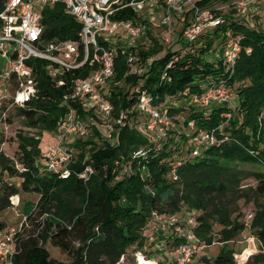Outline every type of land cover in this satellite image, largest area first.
Here are the masks:
<instances>
[{
	"label": "trees",
	"instance_id": "1",
	"mask_svg": "<svg viewBox=\"0 0 264 264\" xmlns=\"http://www.w3.org/2000/svg\"><path fill=\"white\" fill-rule=\"evenodd\" d=\"M218 1L196 0L201 6H212ZM254 14V11L250 12V15ZM258 15L256 17L260 18V13ZM115 18L138 17L131 8H123L116 13ZM42 22L48 40L78 39L80 24L65 13L61 3L44 8ZM212 28V31L210 28L206 30L207 38L195 48L190 46L186 49L183 46L178 50L170 49L163 56L146 62L140 75L125 74L129 66L125 54L118 48L112 80H123L127 89L114 85L110 88L109 98L116 114L122 109L134 114L139 93L145 91L152 95L154 103L162 104L172 115L176 109L173 107L177 106L170 104L166 98L175 100L190 97L214 81H221L228 86L230 84V87L235 84L231 88L235 92L233 108L213 102L203 109H190L188 118L183 122L186 126L187 119H192L194 127L189 133L178 134L186 142L192 132L215 130L219 138L226 139L208 147L198 157L175 156L183 159L176 168L177 181L168 177L172 167L170 159H174V156H170L178 150L172 148L170 134L160 146L155 141L141 140L133 134L126 136L128 126H124L118 135L119 143L112 145L95 129L91 137L79 138L74 142L75 160L70 164L71 171L66 177L54 172H38L34 157L39 151L35 146L28 149L27 140L19 139L21 155L18 161L26 170L17 172L12 161L3 159V154L0 156L1 167L8 173L21 174L22 189L38 194L35 204L38 209L25 215L26 221L17 232L14 264H115L138 240V229L149 219L152 210L180 214L183 205L194 211V232L199 240L211 244L217 235V241L221 243L214 257L202 256L203 263L235 264L236 251L228 243L245 225V220H240L243 212L237 204L239 199L254 205L249 230L259 242V252L253 256L264 261V172L254 173L255 187L241 188L240 182L248 174L232 165L233 162L264 163V28L250 27L242 17L232 15H226L223 24ZM220 28L224 32L223 39H226L225 32L228 30L232 39H239V51L231 72L234 74L235 71V74L228 83L223 80L227 72L222 62V52L230 45L219 48V56L213 53L212 48L209 50ZM248 48L250 51H247ZM160 49V44L155 41L147 50L141 49L138 53L142 59H146L155 56ZM47 63L44 59L33 60L38 97L12 110H17L16 115L24 116L30 125L51 129L65 113L62 99L70 92L72 81L86 76L90 68L85 65L65 72L61 75L64 83L57 86L47 74ZM77 111L83 112L79 106ZM227 112H231L228 119L225 117ZM173 141L177 143L174 137ZM88 143L96 144L97 148L90 150L89 158H85ZM140 146L148 148L147 156L132 157ZM186 153L185 150L182 154ZM121 159L130 163L132 172L117 180ZM86 164L93 167V172L84 182L77 174ZM139 169L147 171L149 178H143ZM58 190H65V193L75 196L79 206L61 198L62 194ZM16 194V186L7 184L0 197V209L8 205V199L13 202L12 198ZM47 240L71 253L72 259L68 262L53 259L44 245ZM252 251L243 250L238 254L239 263Z\"/></svg>",
	"mask_w": 264,
	"mask_h": 264
},
{
	"label": "built area",
	"instance_id": "2",
	"mask_svg": "<svg viewBox=\"0 0 264 264\" xmlns=\"http://www.w3.org/2000/svg\"><path fill=\"white\" fill-rule=\"evenodd\" d=\"M56 3H61L65 13L71 15L80 24L77 40L46 39L42 13L44 8L51 7ZM231 3V8L239 17H245L253 10L256 13L254 16H259V9H264V0H233ZM146 7H154L155 10L156 8L162 9L159 13V22L170 34L172 33L170 25L174 17L182 18L183 27L180 39L186 44L185 48L187 49L205 29L224 23L223 13L227 5L214 3L212 6H199L196 0L1 1L0 130L2 127L7 130L14 125V119L20 117L12 116V109L23 107L38 97L39 90L33 69L35 58L48 61L45 69L57 86L64 83L61 75L65 72L85 65L90 68L86 76L78 77L72 81L70 92L62 99L66 110L59 118L60 131L56 133V141L48 143L42 153L43 171L58 173L62 177L69 175L71 171L69 166L75 160V150L73 146L69 145L70 140L83 138L89 133V123L79 119L77 106L84 109L85 100L96 97L97 103L94 107H96L97 113L107 119L113 111V104L109 98L110 91L105 95V89L114 76L118 48H121V53L125 54L131 74L140 75L144 71V68L141 67L139 50L134 47V43L146 38L147 29L143 22L144 19H140V15L143 14ZM123 8H131L139 19L115 18L116 13ZM261 24L264 25V21ZM119 28L125 35L127 48L116 44V39L119 36V33L116 32ZM238 51L239 39L236 37L233 38L230 47L223 51L227 71H233ZM247 51L250 49L248 48ZM226 86L221 81H214L199 93L192 94L189 99L192 103L203 107L209 106L213 102L231 107ZM73 103L77 105H73ZM135 110L144 116V120L138 126L149 133H155L161 140H157L159 141L158 145H163L168 139V128L171 127L167 108L160 107L154 103L152 95L141 91ZM128 112L129 110L122 109L116 123L122 126L127 125ZM21 117L24 118V116ZM188 124L189 127H194L193 121ZM107 128V137L110 139L112 128L111 126ZM1 133H3L2 130ZM225 139L226 137L219 138L215 130L192 132L186 138L188 146L185 157H198L203 154L206 148ZM147 149L146 146L138 147L132 157L145 158ZM182 160L175 156L174 159H170L172 164L168 172L170 180H178L176 168ZM14 167L19 172L26 170L21 163L16 161ZM92 172L93 167L86 164L77 175L85 182ZM131 172L130 163L127 162L120 169L118 176L123 177ZM139 174L143 178H149L147 171L139 169ZM251 217L252 214L247 215V219ZM149 219L155 221L158 230L161 231V237L155 243L158 244L161 251H169L172 257L175 255L173 257L174 264H191L204 248V242L200 241L194 232L195 219L192 215L181 217L178 214L160 213L152 210ZM25 221L26 216H23L18 226L7 229L0 228V264H14L17 246L16 235ZM139 250H135V253L133 251L136 264L147 262L153 264L154 258L141 254ZM124 255H121L117 264L121 263ZM140 257L144 259L145 263L140 262ZM154 262L158 264L156 261Z\"/></svg>",
	"mask_w": 264,
	"mask_h": 264
},
{
	"label": "rangeland",
	"instance_id": "3",
	"mask_svg": "<svg viewBox=\"0 0 264 264\" xmlns=\"http://www.w3.org/2000/svg\"><path fill=\"white\" fill-rule=\"evenodd\" d=\"M220 1L215 2V3L219 5L220 4L227 5L225 12L223 13L224 17L226 15L228 16L232 15L233 17H239V15L234 13V9L231 8L232 5L230 4H232L231 2L233 0H220ZM161 11H162L161 8H156L155 10L154 7H150V8L146 7L143 11V14L140 15V19H144L143 22L147 29L146 30L147 33L145 36L146 38H144V40L134 43V47L138 50H141V49L147 50L149 47H151L155 43V41L157 44H160L161 46V49L158 51V53L155 56H150L149 58H146V59L141 58V67L143 68H145L146 62L151 61L154 57L158 58V57L163 56L167 50H170V49L178 50L179 48H182L183 46L186 45L180 39V33L183 27L182 18L179 16L174 17V20L172 24L170 25V28L172 29V33L170 34L168 33L167 29L164 26L160 25L159 13ZM259 13L261 16L260 18L254 15H250V14L249 15L247 14L245 17H242L245 24H247L250 27H254V28H258V27L264 28V25L261 24V22L263 23L264 21V9H259ZM209 28H210V31L213 30L212 27H209ZM207 29H205L202 32V34L199 35L198 38L194 40V41H198L196 42V44L192 43L190 45L192 49L195 48L197 44L202 43L203 40L207 38L205 35ZM222 32L223 31L221 30V28L218 29L215 33L216 37L212 40L213 44L210 46L209 50H211L212 48V51L214 54H218V52L220 51L219 48H221L222 46L224 47L227 44L231 45L233 42V39L231 38V32L229 30L225 32L226 39L222 38L223 36ZM116 33H119V36L116 39V44H119L123 48H127L128 44H127V41L125 40L126 38L122 32V29L119 28ZM109 39H112V37H109ZM113 39H115V37H113ZM219 42L220 44L216 46V44ZM213 53L210 52V54H213ZM217 56H219V54ZM222 62H224V65H226L227 67V63L225 59L223 58V55H222ZM226 72H227L226 73L227 77L223 80H225V83H228L231 81L230 77H232L235 74V71H234V74H232L231 72H228L227 70ZM125 74L129 75L131 73L128 70L126 71ZM114 85L127 89V86H126L127 84L124 83L123 80L114 81V79L113 80L111 79L110 82L106 85L105 95H107V93L110 91V88L112 89ZM234 85L235 84H233L232 87H230V84L229 86L228 85L226 86L228 87V93H229V98H230V103H231L232 108H233V102L235 101V96H234L235 92L231 88H234ZM166 99L170 104L172 105L175 104L174 106H177V107L182 106V108L173 107L176 109H174L175 111L172 113V115H169L170 117L169 119L171 120V125H170L171 130H168V136L170 134V138H171L169 142L172 144V148H178V150H175V152L171 154L170 157L177 156L178 154L182 155V157H185V155L182 153H184L188 144L187 142H184L185 140H183V137H181L180 139L178 134L179 133L182 134V132L189 133L192 130V128L189 127L190 125L188 124L193 121L192 119H187L188 121H186L187 122L186 126H185V122H183L185 121V118L187 117L188 110L203 109V106L192 103L189 97H186V96L179 98V99H175V100L171 98H166ZM85 101L86 102H84L83 104L84 109H82L83 112H78L79 119L84 120L89 123L88 125L89 133L88 135L83 137V139L87 137H91L95 133V129H96L100 133L103 139L109 140V144L117 145L119 143V141L117 140L118 135L121 133L123 129L122 127L128 126L126 136L129 134H133L139 137L141 140H147L148 142L155 141L156 143H158L159 141H161L155 133L154 134L149 133L138 126L139 123L144 120V116L139 114V112H137L136 110L134 114L128 115L127 117L128 124L122 126L116 123V119L118 118L119 113L116 114L114 110L111 112V114L109 115L107 119L104 118L102 114L97 113V109L96 107H94L97 103L96 97H91ZM159 106L163 107L162 104H159ZM17 113H18L17 110L16 112L14 110H12L11 112L12 116H19V115H16ZM230 116H231V112H227L225 114L226 119H228ZM58 123H59V118L56 122L55 127L48 129V128H44L41 125H35V126L30 125L21 116L16 117L14 119L13 126H10L7 130H5V128L2 127L1 130L3 133H1V130H0V139H1L0 156L4 155L3 159L6 158L10 162L12 161L13 162L12 165L15 166V161L19 163L18 158L21 155V152H20L21 148L18 147L19 139H24L25 141L27 140L28 149H30L32 146H35L36 149L39 151V153L35 155L34 157V165L38 167L37 168L38 172L40 173L45 172L42 170V164H41L43 162L42 153L46 149V146L48 143H54L56 141V133L60 131V127L58 126ZM183 125L186 128L183 127ZM108 126H111L112 128L110 139L107 137V134H108L107 127ZM172 137H174V140L177 141V143L174 141L172 142ZM76 140H70L69 145L74 146L75 144L74 142ZM95 148H97L96 144L88 143L87 148L85 150V158H89L90 150L95 149ZM0 159L2 158L0 157ZM1 162L2 161H0V190H1L0 197H1V194H3V190L7 184L14 185L18 189L17 202L10 203V200L8 199L9 201L8 205L0 209V219H4L6 221V223L4 224L2 223V224L11 227V226H16L18 222L20 221V219L26 214H28L29 211L31 210L37 211L38 207L35 204L37 201L36 199H38V194L30 190L28 191L23 190L21 187V181H22L21 174L19 173L12 174V173H8L5 170L3 171L1 167ZM124 164H126V161H124V159H121L119 163L121 168L123 167ZM232 165L237 166L238 169L243 170L245 174H248V176L240 182L241 188L255 187L256 179H255L254 173L261 172V171L264 172L263 162H256V163L233 162ZM121 178L122 177H119V176L116 177L117 180H120ZM58 191L60 192V194H62L61 198L65 200H70L72 205L79 206V202L77 201L76 198H74L75 196L69 193H65V190L63 191L58 190ZM0 202H1V198H0ZM123 202H126V200L123 199ZM237 204L242 209L243 216L240 217V220L244 219L245 225L240 230V232L228 243V245L233 247L234 250L236 251V253H234L235 264L239 263L237 255L240 254L243 250L245 251L253 250V251L251 254L247 256V258L242 263H239V264H264V261H259L258 259H255L253 256V254L259 252V242L258 240H256V238L252 235V232L249 230L250 220L247 219V215L248 214L253 215L254 205L252 202H246L243 199H239L237 201ZM179 213H180L178 214L179 216L186 217L188 215H192L194 211L191 208H187V206L183 205ZM195 213L198 214L199 212L195 211ZM156 224L157 223L153 221L152 219H147L145 221V223L138 229V234H139L138 240H136L132 245H130L129 247L130 250L127 252V254L124 255V258L120 264H136L135 262L136 260H135V257H133V254L135 253V250L138 251L139 249H140L139 251L141 252V254L146 255L147 257L154 258L153 264H155L154 261H156L157 263L166 261L167 264H174L173 257H175V255H173L172 257L169 251L167 250L161 251L158 244L155 243L156 240L159 237H161V231L158 230V226H156ZM214 237L215 238H213V242L211 244L204 243L205 244L204 248L197 254V256L193 260V263L191 264H205L203 263V260L201 259L202 256L214 257L215 254H217V252L219 251L221 247V243L217 241V235H215ZM140 242L141 244H139ZM44 245L49 250L50 256L57 261L68 262L73 257L71 253L65 252L59 247L52 245L48 240L45 241ZM135 247L139 249L137 250ZM145 250L147 251L145 252Z\"/></svg>",
	"mask_w": 264,
	"mask_h": 264
},
{
	"label": "crops",
	"instance_id": "4",
	"mask_svg": "<svg viewBox=\"0 0 264 264\" xmlns=\"http://www.w3.org/2000/svg\"><path fill=\"white\" fill-rule=\"evenodd\" d=\"M136 150V149H135ZM14 161V160H13ZM17 172H19V171H17ZM1 191V190H0ZM2 195V194H1ZM17 197H18V194H16L15 195V198H12L13 199V202H17ZM37 200V199H36ZM11 203V202H10ZM20 221H21V219H20ZM19 221V222H20ZM19 222H18V224H19ZM4 223H6V221L4 220V219H0V228H4V229H7V228H11V227H16V226H18V224L16 225V226H6V225H3Z\"/></svg>",
	"mask_w": 264,
	"mask_h": 264
},
{
	"label": "bare ground",
	"instance_id": "5",
	"mask_svg": "<svg viewBox=\"0 0 264 264\" xmlns=\"http://www.w3.org/2000/svg\"><path fill=\"white\" fill-rule=\"evenodd\" d=\"M249 241H251V240H249ZM140 262H141V263H145V262H144V259H143L142 257L140 258ZM145 264H151V263H150V262H147V263H145Z\"/></svg>",
	"mask_w": 264,
	"mask_h": 264
}]
</instances>
